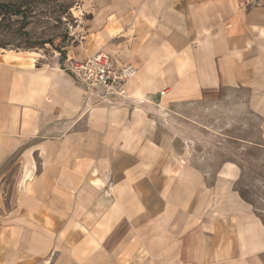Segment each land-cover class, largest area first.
Returning <instances> with one entry per match:
<instances>
[{
  "label": "crops",
  "instance_id": "crops-1",
  "mask_svg": "<svg viewBox=\"0 0 264 264\" xmlns=\"http://www.w3.org/2000/svg\"><path fill=\"white\" fill-rule=\"evenodd\" d=\"M76 10L63 61L0 48V264H264V192L244 197L245 165L212 162L187 122L224 104L264 141V0ZM99 51L136 68L123 95L67 68Z\"/></svg>",
  "mask_w": 264,
  "mask_h": 264
},
{
  "label": "rangeland",
  "instance_id": "rangeland-1",
  "mask_svg": "<svg viewBox=\"0 0 264 264\" xmlns=\"http://www.w3.org/2000/svg\"><path fill=\"white\" fill-rule=\"evenodd\" d=\"M0 2L25 3L28 21L21 26L22 17L0 10V43L5 49L40 51L47 55L63 53L77 46L87 31V16L76 13L78 0H0ZM28 33V36L24 34ZM4 49V48H3ZM193 123L198 151H208V159L218 164L233 159L244 164V177L238 184L242 195L255 201L264 192V141L258 138L254 124L241 125L238 116H232L224 104L214 110H188ZM208 139H204L203 137ZM261 145L257 146V145ZM13 159L8 166L13 165ZM17 166L13 167L14 172ZM263 178V179H262Z\"/></svg>",
  "mask_w": 264,
  "mask_h": 264
},
{
  "label": "built area",
  "instance_id": "built-area-1",
  "mask_svg": "<svg viewBox=\"0 0 264 264\" xmlns=\"http://www.w3.org/2000/svg\"><path fill=\"white\" fill-rule=\"evenodd\" d=\"M67 68L82 83L100 90L105 100L123 95L125 83L136 73L132 64H118L114 58L101 51L84 61L73 60Z\"/></svg>",
  "mask_w": 264,
  "mask_h": 264
},
{
  "label": "trees",
  "instance_id": "trees-1",
  "mask_svg": "<svg viewBox=\"0 0 264 264\" xmlns=\"http://www.w3.org/2000/svg\"><path fill=\"white\" fill-rule=\"evenodd\" d=\"M28 6L25 5V3L20 2V3H9V2H0V10L6 14H11L15 16H21L22 17V22L21 26H25L28 21V11H27ZM24 34L28 36V33L24 31ZM5 43L1 41L0 43V48H6ZM61 60L63 61L66 58V54L63 53Z\"/></svg>",
  "mask_w": 264,
  "mask_h": 264
}]
</instances>
